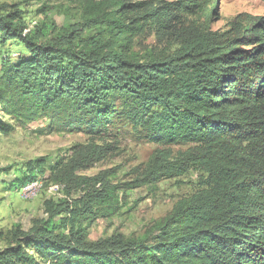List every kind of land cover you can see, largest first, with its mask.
<instances>
[{
	"label": "trees",
	"instance_id": "obj_1",
	"mask_svg": "<svg viewBox=\"0 0 264 264\" xmlns=\"http://www.w3.org/2000/svg\"><path fill=\"white\" fill-rule=\"evenodd\" d=\"M80 20L28 24L16 4H0V44L25 54L0 62V116L37 132H106L115 117L157 145L193 144L175 158L158 151L126 183L114 170L74 171L104 159L111 144L74 145L57 161L82 187L44 202L46 216L0 249V264H264V14H237L211 27L216 0H74ZM152 36L143 53L134 39ZM12 125L0 120V131ZM45 159L0 182L18 189L43 176ZM55 166H52V171ZM199 171L196 190L178 199L142 236L91 240L97 218L120 214L124 192ZM18 227V225H16Z\"/></svg>",
	"mask_w": 264,
	"mask_h": 264
},
{
	"label": "rangeland",
	"instance_id": "obj_2",
	"mask_svg": "<svg viewBox=\"0 0 264 264\" xmlns=\"http://www.w3.org/2000/svg\"><path fill=\"white\" fill-rule=\"evenodd\" d=\"M16 4L22 11L25 21L34 25L46 22L61 26L79 21L81 9L74 0H0V4ZM240 13L250 15L264 14V0H216L211 27L225 30L229 22ZM157 45L152 36L134 39L133 50L143 53ZM22 44L10 41L0 44V62L4 55L16 58L25 54ZM114 115L106 132L90 134L86 131H67L56 129L43 133L37 129L48 125V119L22 125L12 116L1 113L0 120L12 125L8 132L0 131V167H9L2 179L12 180L22 176L27 163L34 159H45L43 176L37 177L18 189L8 190L0 182V249L4 248L19 232L28 231L37 220L46 216L44 202L56 201L67 196V183L73 197L81 194L82 187L72 185L67 176L57 166V161L67 162L73 157L72 147L89 142L111 144L112 150L104 159L74 171L76 176H93L102 170L115 172L114 183L123 184L133 180L141 172L148 159L158 151L169 158H175L193 144L161 146L139 138V133L131 125ZM55 166L51 171L50 168ZM199 171L189 172L159 180L155 185H143L126 189L120 214L110 218H97L87 227L88 238L96 240L115 232L127 236H142L152 229L156 220L163 218L181 197L192 194L197 188ZM18 225V227L16 226Z\"/></svg>",
	"mask_w": 264,
	"mask_h": 264
}]
</instances>
